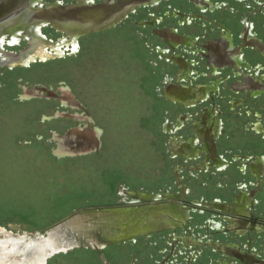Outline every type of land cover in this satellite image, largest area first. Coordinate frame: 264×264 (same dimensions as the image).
<instances>
[{
	"label": "flooded vegetation",
	"instance_id": "obj_1",
	"mask_svg": "<svg viewBox=\"0 0 264 264\" xmlns=\"http://www.w3.org/2000/svg\"><path fill=\"white\" fill-rule=\"evenodd\" d=\"M115 1L0 5L25 15L54 5L52 10L87 9ZM123 1L130 5L118 20L93 30L61 31L46 19L35 28L21 20L0 24V110L9 103H41L34 109L36 127L19 145L47 144L58 160L99 155L105 140L121 136L116 124L127 126L130 117L139 134L150 137L154 129V167L111 168L114 202L91 207L170 209V222L158 231L106 247L127 252L124 264H264V0ZM39 29L60 36L43 37ZM118 29L126 34L123 54L115 57L120 71L104 49L91 58L96 46L88 41ZM72 55L78 71L85 67L105 81L115 74L119 87L124 80L137 110L129 116L113 112L111 103L103 108L96 102L104 94L80 73L73 90L62 79L48 83L43 69L26 72ZM93 251L98 264H112Z\"/></svg>",
	"mask_w": 264,
	"mask_h": 264
},
{
	"label": "rangeland",
	"instance_id": "obj_2",
	"mask_svg": "<svg viewBox=\"0 0 264 264\" xmlns=\"http://www.w3.org/2000/svg\"><path fill=\"white\" fill-rule=\"evenodd\" d=\"M39 32L43 37L60 36L46 29H39ZM125 35L118 29L89 36L88 41L96 46V54L93 52L91 58H99L100 50L104 49L109 60H114V70L120 71L116 58L123 54L122 38ZM73 56H65L68 60L65 62V59L60 61L55 58L46 65H32L26 72L43 69L50 74L47 76L48 83L62 79L73 90L77 89L74 75L80 73L100 88V94H104V98L96 102L103 104V108L111 103L108 107L113 112L124 111L129 116L137 110L133 89L127 88L124 80L119 87L120 78L115 74L105 81L101 73L92 74L85 67L78 71ZM5 77L9 78L10 74ZM86 95L89 97L91 94L87 92L83 96ZM40 107L41 103L34 101L17 105L9 103L0 110V149L4 150L0 151V264H98V255L91 249H74L46 260L25 250L44 230L74 213L113 203L114 196L111 197L110 192L114 189L108 187L113 176V172L108 173L111 168H153L156 148L154 129H150V137L139 134L133 117H130L129 125L116 124L119 130L122 129L118 131L121 136H114L111 142L105 140L99 155L58 160L47 152V144L31 148L19 145L25 139L23 135L27 136L36 127L33 123L38 117L33 114L34 109ZM95 109L102 108L95 106ZM38 147V153L30 152ZM16 149L27 152H14ZM20 225L26 230L17 232ZM29 230H34V234ZM100 253L106 254L112 264H124V258L128 257L127 252L124 254L118 249L106 247Z\"/></svg>",
	"mask_w": 264,
	"mask_h": 264
},
{
	"label": "water",
	"instance_id": "obj_3",
	"mask_svg": "<svg viewBox=\"0 0 264 264\" xmlns=\"http://www.w3.org/2000/svg\"><path fill=\"white\" fill-rule=\"evenodd\" d=\"M115 2L87 9L71 5L52 10L54 5L50 6L48 10H38L37 13L36 10H28V14L25 12V15L20 14L19 11H11L6 4H2L3 7L0 5V24L4 26L5 21L21 20L22 22H31L29 27L35 28L41 24L45 25L48 21L53 24L54 28L61 31L72 32L70 30L80 27L93 30L101 22L108 21L110 23L118 20L125 8L130 5L129 2L123 0ZM18 7L20 6L18 5ZM89 24L91 27H87ZM74 156L76 154H70L67 157ZM169 210L168 207L142 209L105 207L81 210L44 230L37 239H34V244L25 251L34 253L44 260L74 249L100 251L105 247L119 245L138 236L158 231L159 227L170 222L168 220Z\"/></svg>",
	"mask_w": 264,
	"mask_h": 264
},
{
	"label": "bare ground",
	"instance_id": "obj_4",
	"mask_svg": "<svg viewBox=\"0 0 264 264\" xmlns=\"http://www.w3.org/2000/svg\"><path fill=\"white\" fill-rule=\"evenodd\" d=\"M31 244H32V243H30V244L28 245V248H30V247H31ZM28 248H27V249H28Z\"/></svg>",
	"mask_w": 264,
	"mask_h": 264
}]
</instances>
